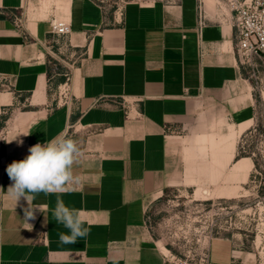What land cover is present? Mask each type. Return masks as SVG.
Returning <instances> with one entry per match:
<instances>
[{
    "label": "crops",
    "instance_id": "obj_1",
    "mask_svg": "<svg viewBox=\"0 0 264 264\" xmlns=\"http://www.w3.org/2000/svg\"><path fill=\"white\" fill-rule=\"evenodd\" d=\"M212 4L131 0L117 12L102 0H0V114L30 107L18 117L31 147L63 134L80 148L72 169L80 183L38 194L42 211L27 222V201L9 196L6 169L29 150L1 164L0 264H164L168 250L147 230V203L180 185L178 142L204 99L239 102L230 93L239 77L233 28ZM52 17L71 26L57 42ZM57 195L90 228L75 244L59 242L68 229L52 216Z\"/></svg>",
    "mask_w": 264,
    "mask_h": 264
},
{
    "label": "rangeland",
    "instance_id": "obj_2",
    "mask_svg": "<svg viewBox=\"0 0 264 264\" xmlns=\"http://www.w3.org/2000/svg\"><path fill=\"white\" fill-rule=\"evenodd\" d=\"M102 1L121 12L131 0ZM211 6L217 10V0ZM237 67L230 93L239 102L213 107L214 101L204 99L197 124L184 129L178 142L173 172H180V185L173 183L146 206L148 232L162 250L181 258L205 254L209 264H264V60ZM29 108L1 112L0 166L33 144L18 117ZM202 135L211 142L199 143Z\"/></svg>",
    "mask_w": 264,
    "mask_h": 264
},
{
    "label": "clouds",
    "instance_id": "obj_3",
    "mask_svg": "<svg viewBox=\"0 0 264 264\" xmlns=\"http://www.w3.org/2000/svg\"><path fill=\"white\" fill-rule=\"evenodd\" d=\"M29 153L25 159L14 161L6 169L14 182L7 190L9 196L16 205L21 198L27 201L28 207L24 209L26 222L35 218L36 209L42 211L39 205L33 203L38 194H61L80 183L72 170L80 156L76 140L60 134L44 144L30 147ZM51 211L53 219L68 229L67 234H59L61 244H75L89 234L90 228L85 226L82 214L66 206L60 195H57L55 208Z\"/></svg>",
    "mask_w": 264,
    "mask_h": 264
},
{
    "label": "built area",
    "instance_id": "obj_4",
    "mask_svg": "<svg viewBox=\"0 0 264 264\" xmlns=\"http://www.w3.org/2000/svg\"><path fill=\"white\" fill-rule=\"evenodd\" d=\"M217 10L229 17L233 28L234 51L240 66L264 60V0H217ZM201 12L199 8V13ZM21 14L13 21L20 23ZM49 33L57 38L71 33L70 24L52 17ZM164 264H209L208 256L181 258L168 251Z\"/></svg>",
    "mask_w": 264,
    "mask_h": 264
},
{
    "label": "bare ground",
    "instance_id": "obj_5",
    "mask_svg": "<svg viewBox=\"0 0 264 264\" xmlns=\"http://www.w3.org/2000/svg\"><path fill=\"white\" fill-rule=\"evenodd\" d=\"M47 4H48V2H44V4H43V5H44V7H45V6H47Z\"/></svg>",
    "mask_w": 264,
    "mask_h": 264
},
{
    "label": "trees",
    "instance_id": "obj_6",
    "mask_svg": "<svg viewBox=\"0 0 264 264\" xmlns=\"http://www.w3.org/2000/svg\"><path fill=\"white\" fill-rule=\"evenodd\" d=\"M239 157H236V159H238Z\"/></svg>",
    "mask_w": 264,
    "mask_h": 264
}]
</instances>
